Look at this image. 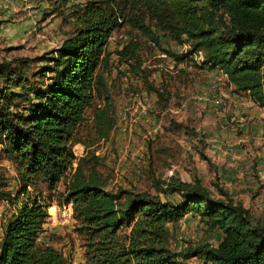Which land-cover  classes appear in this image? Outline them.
<instances>
[{
	"label": "trees",
	"instance_id": "obj_1",
	"mask_svg": "<svg viewBox=\"0 0 264 264\" xmlns=\"http://www.w3.org/2000/svg\"><path fill=\"white\" fill-rule=\"evenodd\" d=\"M72 16L73 31L52 50L0 57V152L18 181L13 193L0 175V201L14 203L0 238V264H184L192 257L196 264H264V223L241 201L221 188L216 196L199 180L172 176L157 190L177 192V201L147 190L107 189L92 149L114 123L105 51L113 31L125 23L157 42L160 31L187 42L177 59L201 51L204 65L220 69L236 90L264 108V0H85ZM120 53L134 54L133 43ZM36 62H44L37 71ZM36 75L39 82L32 80ZM99 91L104 96L95 103ZM76 143L84 145V154L74 153ZM68 171L64 188L52 193ZM54 202L71 204L84 239L78 263L38 241ZM187 213L219 228L218 243L174 250L167 223Z\"/></svg>",
	"mask_w": 264,
	"mask_h": 264
},
{
	"label": "rangeland",
	"instance_id": "obj_2",
	"mask_svg": "<svg viewBox=\"0 0 264 264\" xmlns=\"http://www.w3.org/2000/svg\"><path fill=\"white\" fill-rule=\"evenodd\" d=\"M84 1L0 0V57L35 56L55 48L73 31L72 12ZM158 33L157 42L125 23L107 42L103 75L114 123L108 136L92 146L100 157L96 168L105 188L157 193V186L165 187L170 176L199 180L216 196H222L220 188L226 191L264 223V108L236 90L221 70L204 65L201 51L177 59L188 43ZM129 41L134 54H121ZM43 63H34L33 70ZM103 96L99 91L94 102H102ZM91 113L88 108V120ZM174 122L182 128H171ZM73 150L80 156L86 148L76 143ZM0 175L15 193L14 166L1 152ZM69 175L66 172L50 191L62 190ZM158 193L162 200L180 199L177 192ZM13 208L14 203L0 201V238ZM47 210L38 241L60 249L73 263L82 261L84 239L71 206L70 215L65 204L54 202ZM167 226L174 250L201 241L215 245L223 236L194 213ZM196 263L193 257L184 260Z\"/></svg>",
	"mask_w": 264,
	"mask_h": 264
},
{
	"label": "built area",
	"instance_id": "obj_3",
	"mask_svg": "<svg viewBox=\"0 0 264 264\" xmlns=\"http://www.w3.org/2000/svg\"><path fill=\"white\" fill-rule=\"evenodd\" d=\"M198 52H200V51H198ZM201 59H202V56H201ZM220 70V69H219ZM172 174V170H169V172H168V175H171ZM68 205V214L70 215L71 214V210H70V203L69 204H67Z\"/></svg>",
	"mask_w": 264,
	"mask_h": 264
},
{
	"label": "crops",
	"instance_id": "obj_4",
	"mask_svg": "<svg viewBox=\"0 0 264 264\" xmlns=\"http://www.w3.org/2000/svg\"><path fill=\"white\" fill-rule=\"evenodd\" d=\"M207 103L210 105L212 104V102H207ZM260 158H261V161L264 162V159L262 157H260Z\"/></svg>",
	"mask_w": 264,
	"mask_h": 264
}]
</instances>
